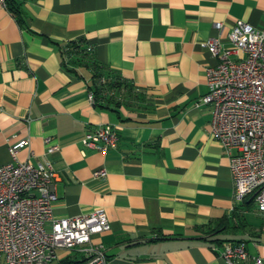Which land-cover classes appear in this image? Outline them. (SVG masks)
<instances>
[{
    "label": "crops",
    "instance_id": "crops-1",
    "mask_svg": "<svg viewBox=\"0 0 264 264\" xmlns=\"http://www.w3.org/2000/svg\"><path fill=\"white\" fill-rule=\"evenodd\" d=\"M7 1L19 17L0 5V166L28 140L17 160L52 163L55 217L104 210L110 228L92 243L108 264H225L218 253L238 243L264 264V213L236 201L210 108L194 106L217 62L214 24L230 48L235 22L264 30V0ZM70 42L123 87L91 102L93 70L63 58ZM102 126L118 136L105 154L82 145Z\"/></svg>",
    "mask_w": 264,
    "mask_h": 264
},
{
    "label": "built area",
    "instance_id": "built-area-1",
    "mask_svg": "<svg viewBox=\"0 0 264 264\" xmlns=\"http://www.w3.org/2000/svg\"><path fill=\"white\" fill-rule=\"evenodd\" d=\"M0 5L6 7V0ZM214 29L217 36L206 46L217 62L205 70L207 92L194 106L210 108L211 136L229 155L236 201L253 200L264 213V30L237 21L225 36L230 45L226 48L223 25L216 23ZM88 99L93 101L91 93ZM117 142L112 127L102 126L87 133L82 145L105 154ZM28 146V140L11 146L10 162L0 166V256L6 264H51L60 261L56 252L64 251L76 256V264H108L104 246L92 243L94 236L110 228L104 210L55 217L52 163L18 161V151ZM58 150L54 145L46 153ZM103 177V170L93 173L95 179ZM218 257L225 264L249 259L251 264H263L260 257H249L243 243L228 245Z\"/></svg>",
    "mask_w": 264,
    "mask_h": 264
},
{
    "label": "trees",
    "instance_id": "trees-1",
    "mask_svg": "<svg viewBox=\"0 0 264 264\" xmlns=\"http://www.w3.org/2000/svg\"><path fill=\"white\" fill-rule=\"evenodd\" d=\"M6 8L10 13H12L17 19H18V12L11 6L10 2L6 0ZM62 56L64 59L70 60L72 62L77 63H84V65L91 66L93 70V85L90 90V93L93 95L94 101H98L101 94L104 91L110 90V89H115V88H120L123 87V83L118 82L115 79H110L109 76L105 75V69L102 66H99L96 63H91L88 64L86 62L87 56L89 53L86 52V48L83 47L81 42H70L63 46L62 50ZM101 78L105 79V83L100 84L99 80ZM102 99V98H100ZM253 200H249L246 204L252 203ZM77 260L76 259H71L70 257H67L65 259H62L60 261H56L55 263L51 264H76Z\"/></svg>",
    "mask_w": 264,
    "mask_h": 264
},
{
    "label": "rangeland",
    "instance_id": "rangeland-1",
    "mask_svg": "<svg viewBox=\"0 0 264 264\" xmlns=\"http://www.w3.org/2000/svg\"><path fill=\"white\" fill-rule=\"evenodd\" d=\"M56 255H57V259H59V260L62 259V258L65 259L67 256L70 257L71 259L76 257L72 253H70V252L66 253L64 251H57ZM53 263H55V261H53ZM0 264H6L2 256H0Z\"/></svg>",
    "mask_w": 264,
    "mask_h": 264
}]
</instances>
